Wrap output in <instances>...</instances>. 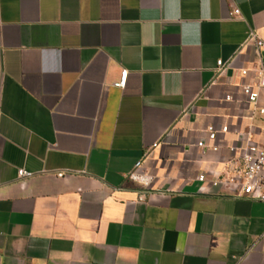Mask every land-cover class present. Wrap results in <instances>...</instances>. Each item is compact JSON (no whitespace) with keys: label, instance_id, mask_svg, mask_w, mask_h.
Instances as JSON below:
<instances>
[{"label":"crops","instance_id":"1","mask_svg":"<svg viewBox=\"0 0 264 264\" xmlns=\"http://www.w3.org/2000/svg\"><path fill=\"white\" fill-rule=\"evenodd\" d=\"M251 32L264 0H0V264H264V202L212 184L264 145Z\"/></svg>","mask_w":264,"mask_h":264},{"label":"built area","instance_id":"2","mask_svg":"<svg viewBox=\"0 0 264 264\" xmlns=\"http://www.w3.org/2000/svg\"><path fill=\"white\" fill-rule=\"evenodd\" d=\"M229 16L231 18H240V9L234 8L229 13ZM249 39L255 42L257 48L264 46V43L253 32L250 33ZM217 65L221 71L224 65L223 61L219 60ZM254 73V81L245 83L242 86V92L247 97L248 102L256 107L260 100V92L264 90V68L261 67L255 70ZM241 74L243 78H246L249 76V70L244 69ZM127 78L128 72L122 71L120 80L115 83V86L125 88ZM225 100L230 102L233 98L227 95ZM259 114L264 116V108L259 109ZM205 132L207 138L199 141L197 146L204 151H217L219 147L209 145L208 142H216L221 135L228 134L230 129L228 126L217 127L212 124L207 126ZM229 150L232 154L229 167L219 178L212 181L213 186H222L227 190L235 191L239 197L264 202V145L248 140L246 143L230 147ZM142 165V161L137 162L134 170L128 174L127 178L139 184L141 187L148 189L151 188L155 178L148 173L142 172ZM19 176L30 177L31 174L25 170H20ZM58 176L62 177L63 174H59ZM198 180L203 183L208 181L206 174H200Z\"/></svg>","mask_w":264,"mask_h":264}]
</instances>
